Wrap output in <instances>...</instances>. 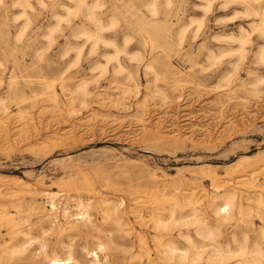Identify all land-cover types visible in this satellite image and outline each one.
<instances>
[{"label": "rangeland", "instance_id": "rangeland-1", "mask_svg": "<svg viewBox=\"0 0 264 264\" xmlns=\"http://www.w3.org/2000/svg\"><path fill=\"white\" fill-rule=\"evenodd\" d=\"M260 53L264 0H0V211L23 231L0 246L30 239L0 264H47L46 254L89 264L99 243L103 264H173L156 250L147 203L171 195L178 221L161 242L186 252L174 264H232L217 260L227 244L255 255ZM226 188L241 202L231 223L207 204ZM194 208L201 221L186 217Z\"/></svg>", "mask_w": 264, "mask_h": 264}, {"label": "bare ground", "instance_id": "bare-ground-1", "mask_svg": "<svg viewBox=\"0 0 264 264\" xmlns=\"http://www.w3.org/2000/svg\"><path fill=\"white\" fill-rule=\"evenodd\" d=\"M246 41H247V38H244L241 40V43L244 44V43H246ZM260 58H261V60H264V59H262L261 53H260ZM262 166H264V165H262ZM236 167L240 171L242 166L240 163H238ZM260 168L261 167H258V169H260ZM261 169H264V168H261ZM255 170L256 169H252V170H249V172H247L248 174L246 176H250L249 179L251 182L253 181V176H254L253 174H254ZM241 184H243V183H241ZM215 188H216V186H215ZM234 189L233 188H226V190L223 193L219 194L220 192L219 193L217 192V193L211 194L209 196V198H207V204L212 207L213 214L217 220L222 221V222L231 223V220H233L235 218V214L241 213V202H240L239 198L236 197V191ZM133 193H136V192H133ZM154 199L155 200H151V201L148 200L147 203H149V206L151 207L150 209H151L152 213H154L153 214V220H154L153 221V223H154L153 229L155 231L154 232V242L156 241V250L159 253L160 258H162L163 260H167V261L174 264L178 261V259L181 256H185L186 252H182L180 254H177V256H176V253L179 251V249L176 247L175 241L173 240V238L170 237L167 239L166 242L165 241L161 242V239H162L161 235H162V231L168 230V228H170L171 226H174L178 221V218L176 217V214H175L176 213V207L178 205V198H176L175 195H171L169 197V199H167V198L161 199V198H157V197ZM246 199L250 200L249 197H246ZM131 200L133 203L132 204L133 206L130 207L131 213H132L134 219H136V221H139L140 215H139L137 208H136L137 204L140 202L139 198L134 197ZM167 201L169 202L168 207L163 205V203L167 202ZM254 201L256 203H258L259 205H261L262 207H264V200H261L260 197L256 196V198H254ZM144 202H146V201H144ZM11 205L12 206H18L13 201L11 202ZM50 206H51V209H54V204L52 202H50ZM35 209H37V208H35ZM165 209L168 211L167 216L163 215V210H165ZM116 210H117V208L115 206H113L112 212L115 213ZM85 214H86V211H84V210L79 212V213H76L78 218H81V219L86 216ZM186 217H191L192 222L201 221L199 214L197 212V209H195V208ZM115 219L117 221H119V217H115ZM39 220H40L39 222H42L43 221L42 217H40ZM67 224L70 227H75V225L72 222H70L69 220L67 221ZM120 225H122V224H120ZM18 226L19 225L14 221V218L10 214V212H8L6 210L0 211V240L4 239L5 236H8L9 238H12L13 240H15L14 235L17 232L23 233L22 230L18 231ZM3 227H6V229H5L6 232L2 231ZM209 233H210V230H209ZM170 234H171V232H170ZM24 235H27V232H25ZM259 235L262 239V242H264V229L260 230ZM135 237L138 241V245H139L140 249H142V251H143L144 250L143 247H145V241L142 239V235H140L138 233V234H136ZM29 241H30V239L28 238L26 240H23L22 242H19L18 244L14 245L12 247H8L6 245L0 246V259L2 258L1 252L5 253L9 250L11 252H13V250L16 251V248L20 249L22 251L25 250L27 247V243H29ZM231 241H233L235 244L237 243V240L235 238L234 233H232ZM226 247L227 248L225 250L224 249H218L217 250V252L219 253V255L217 256L218 262H225V261L233 259L234 261L232 264H264V247H261V245L259 243H256V246L254 247L253 250L251 249L255 255L250 256V257L246 256V254L249 253V251L244 245L238 246L237 248H232L230 244H227ZM103 249H104L103 244L99 243L95 249H92L89 252V254L91 256L89 264H103V262H101L99 260V255H98V252L102 251ZM252 251H251V253H253ZM136 255H132V257H134ZM32 256L35 257L34 254H32ZM45 256L47 258V264H70V263L78 264V263L74 262L71 259V257L61 259V258H58L57 256H49L47 254ZM193 260H195V259H193Z\"/></svg>", "mask_w": 264, "mask_h": 264}]
</instances>
